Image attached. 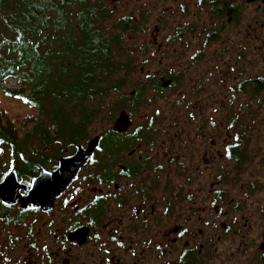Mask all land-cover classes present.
Instances as JSON below:
<instances>
[{
	"label": "flooded vegetation",
	"instance_id": "af4514ba",
	"mask_svg": "<svg viewBox=\"0 0 264 264\" xmlns=\"http://www.w3.org/2000/svg\"><path fill=\"white\" fill-rule=\"evenodd\" d=\"M235 1L223 18L212 0L163 10L161 42L157 25L149 32L155 8L132 7L148 12L136 36L141 82L98 133L61 144L28 122L12 127L19 141L0 135V264H264V184L237 170L250 158L244 110L264 109V68L254 71L264 67V0H245L258 2L252 37ZM122 114L128 126L115 131ZM94 137L54 198L59 160Z\"/></svg>",
	"mask_w": 264,
	"mask_h": 264
},
{
	"label": "trees",
	"instance_id": "16d2710c",
	"mask_svg": "<svg viewBox=\"0 0 264 264\" xmlns=\"http://www.w3.org/2000/svg\"><path fill=\"white\" fill-rule=\"evenodd\" d=\"M116 1L114 11L113 0H0V90L34 109L28 122L45 137L52 130L57 143L88 138L91 124L104 120L101 99L141 82L133 75L136 36L148 30V12L118 15L129 2ZM224 1L212 0L210 13L223 18ZM9 79L16 90L5 88ZM1 112L8 132L0 135L19 141Z\"/></svg>",
	"mask_w": 264,
	"mask_h": 264
},
{
	"label": "rangeland",
	"instance_id": "374dc122",
	"mask_svg": "<svg viewBox=\"0 0 264 264\" xmlns=\"http://www.w3.org/2000/svg\"><path fill=\"white\" fill-rule=\"evenodd\" d=\"M184 1L189 2L188 3L189 7H187V9H194V7L192 6L193 4L191 3V1L194 0H130L128 4V9L127 7H123L121 5L117 13L118 15L127 14L129 8H132L134 6L140 7L141 5L143 6L142 8L148 7L147 10H149L151 7L155 8V10H153V13H151L152 14L151 19H149V24H150L149 32L153 31L152 29L157 25L159 27L158 28L159 34L156 35L155 38L159 42H161L162 41L161 36L164 34V30H165V28L161 29L159 26L161 20L160 18L161 12L163 10H165L166 12L172 11L173 9L179 10V5H184L183 4ZM232 4L236 7V10L238 11V13H240V16L245 17V20L242 22V25L244 27H247V29L249 30V34L252 37V33L257 29L255 28L250 29L251 27L250 25H248L249 18L247 17L256 16V12H257L256 9L258 7V2L247 4L245 0L244 1L237 0ZM112 5L114 6L115 3L112 2V4H110V7ZM118 5L119 3L117 4V6ZM210 20H206V21L211 22ZM175 21L178 22L179 18L177 17V20ZM256 26L258 27V25ZM253 51L255 50H250V53L252 54ZM263 68L264 67L258 65L254 67V71ZM4 86L5 88L10 90H16L18 88V84L13 79L7 80ZM127 92L128 91H122L121 93H109L106 94L105 98L101 99L103 100L104 111L99 114V119L100 121L101 118H103L104 120L102 123H100L99 120H95L91 124L90 131L88 132L89 136L98 133V131H101L103 127H107L106 120L111 119L110 114L114 113L119 105L120 101L117 100L118 96L121 95L128 96ZM178 93H180V90L178 91ZM176 95L177 94L175 93L174 96ZM147 96L150 97L151 95L147 94ZM0 111H2L1 113L6 119L10 120L12 124L16 125L15 127H20L22 126L23 123L25 124L28 123L27 117L35 113L34 109L28 107V105L22 99L6 96L2 90H0ZM244 111L248 118V124L250 130L249 142H247L250 158L247 161L246 167L244 169L243 167H239L237 168V170L239 174L243 172V175L248 174L249 176H253V175L260 176L259 181L261 182V184H259V186H261L264 184V109L259 111L257 104L254 101H250L249 110L245 109ZM61 144H67V143H61ZM260 189L262 190L263 187H261Z\"/></svg>",
	"mask_w": 264,
	"mask_h": 264
},
{
	"label": "water",
	"instance_id": "95a60500",
	"mask_svg": "<svg viewBox=\"0 0 264 264\" xmlns=\"http://www.w3.org/2000/svg\"><path fill=\"white\" fill-rule=\"evenodd\" d=\"M251 2L253 0H247ZM125 116L122 114L115 121L113 125V130L115 131H123L126 130L128 124L125 120ZM98 139L97 137L92 138L88 142L87 148H83L82 146H77L75 153L66 158H62L59 160V165L56 171L51 174L52 175V183L57 185V189L53 193V197L57 196L62 188L69 185L75 178L82 166H84L87 161L93 155L94 150L97 148ZM55 179V180H54ZM33 189L31 190L34 193L37 189V186L33 183ZM63 186V187H62ZM63 190V189H62Z\"/></svg>",
	"mask_w": 264,
	"mask_h": 264
}]
</instances>
